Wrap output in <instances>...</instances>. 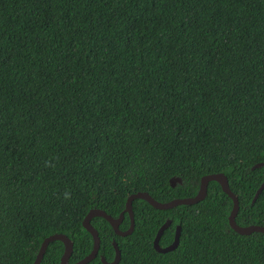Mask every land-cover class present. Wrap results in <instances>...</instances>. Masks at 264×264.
<instances>
[{"label": "trees", "instance_id": "1", "mask_svg": "<svg viewBox=\"0 0 264 264\" xmlns=\"http://www.w3.org/2000/svg\"><path fill=\"white\" fill-rule=\"evenodd\" d=\"M261 162L264 0H0V264H33L53 234L76 263L91 209L117 218L137 192L192 198L209 174L226 176L238 226H264ZM231 210L214 181L192 205L133 200L127 236L91 219L88 264L111 262L113 241L117 264H264V233L234 232ZM166 220L159 246L176 226L179 242L159 253ZM63 251L49 243L40 264Z\"/></svg>", "mask_w": 264, "mask_h": 264}, {"label": "water", "instance_id": "2", "mask_svg": "<svg viewBox=\"0 0 264 264\" xmlns=\"http://www.w3.org/2000/svg\"><path fill=\"white\" fill-rule=\"evenodd\" d=\"M259 167H264V162L258 163L252 168L254 169V168H259ZM211 181L218 183L220 185L221 190L232 200V210L228 216V224L234 232H236L240 235H250V234L255 233V232L256 233H264V226L251 225V226H247V227H240L236 224L235 217H236L238 209H239V203H238L237 197L231 192V190L228 187V181H227L226 176L223 173L209 174V175H205L201 178L199 190H198L197 194L192 198H182V199L178 198V199L171 200L169 202L161 203V202L154 200L146 192H137L135 194H131L130 196H128V198L126 199V202H125V208L119 214V216L117 218L111 217L110 215L106 214L103 210L91 209L88 212V214L85 216V218L83 219L82 226L91 235V238L93 241L92 249H91V252L86 257H84L82 260H80L76 263H73V264H88L89 262L94 260L98 254L99 247H100V239H99L97 231L90 224V221L92 218L101 217V218L105 219L109 223V225L111 226V228L113 229V231L116 235L121 236V237L127 236V235L131 234L132 231L134 230V217H133V212H132L133 200H136V199L144 200L150 206H152L153 208L158 209V210L173 209V208H175L177 206H181V205H192V204H195L198 201L205 198L206 193H207L208 183ZM169 182H170V185L174 187L177 183H181V180H180V178H171ZM263 189H264V183L257 190V192L253 198V202L257 199V197L259 196V194L261 193V191ZM124 213L128 214L129 220H130V225H129V228L127 230L122 231L119 229V226L123 220V217H124L123 214ZM170 223H171L170 220H166L164 222V224H162V226H160V228L156 232V235H155V238L153 241V246H154V249L159 253L169 252V251L173 250L178 245L179 237H180V231H181L180 226H176L175 231H174L173 241L168 246L162 248L158 244V241H159L161 235L163 234L164 230L169 227ZM53 241L62 242L63 247H64V251H63V254L60 258L59 263L60 264H70L69 258L72 254V251H73V243L64 234H53V235L45 238L40 245V248L38 250V253L36 254V257H35L33 264H40L49 243H51ZM112 246L114 248L113 260L111 262H107L104 259V257H100V261L102 264H117L118 261L120 260V251L117 247V244L114 241L112 242Z\"/></svg>", "mask_w": 264, "mask_h": 264}, {"label": "clouds", "instance_id": "3", "mask_svg": "<svg viewBox=\"0 0 264 264\" xmlns=\"http://www.w3.org/2000/svg\"><path fill=\"white\" fill-rule=\"evenodd\" d=\"M68 198V196H67V194H65V199H67Z\"/></svg>", "mask_w": 264, "mask_h": 264}]
</instances>
